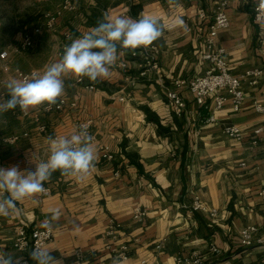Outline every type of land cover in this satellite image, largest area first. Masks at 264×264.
Instances as JSON below:
<instances>
[{
  "label": "crops",
  "instance_id": "crops-1",
  "mask_svg": "<svg viewBox=\"0 0 264 264\" xmlns=\"http://www.w3.org/2000/svg\"><path fill=\"white\" fill-rule=\"evenodd\" d=\"M258 1L229 0V26L217 33L236 75L264 67V36L253 20ZM214 2L78 0L79 10L65 14L71 17L73 30L69 44L97 26L101 20L96 11L102 18L153 15L163 25V34L147 48L124 50L107 78L93 82L65 77L61 97L75 102L74 108L42 112L38 120L41 107L0 113V135L29 134L13 144L0 141V167L34 170L32 158L39 162L49 155V136L67 135L90 119L97 156L83 179L54 172L44 193L17 202L16 211L0 215V250L22 259L13 248L15 227L26 222L41 228L51 220L55 238L46 248L63 264L75 263L77 249L86 255L83 264H112L106 245L114 218L121 225L114 244L127 246L129 255L120 264H185L182 259L195 251L201 252L205 264H264V199L259 196L264 188V146L252 144L253 131L264 119L253 103H264V73L257 86L245 84L240 111L228 101L214 112L212 122L207 120L212 110L198 106L191 92L183 91L187 108L180 117L165 96L175 79L193 78L209 67L203 58L205 39L198 30L203 23L198 12L212 10ZM57 38L58 33L48 30L40 39ZM62 42L58 39L55 48L45 52L36 49L44 60L31 69L43 72L58 61ZM0 98H7L5 91ZM42 124L45 131L39 129ZM229 124L237 125L243 136L227 135L224 128ZM256 138L261 142L262 136ZM105 152L115 159L107 160ZM196 198L216 209L217 216L194 211ZM137 208L147 210L144 221L134 217ZM56 210L60 215L53 219ZM251 225L257 230L245 243L241 231Z\"/></svg>",
  "mask_w": 264,
  "mask_h": 264
},
{
  "label": "clouds",
  "instance_id": "clouds-1",
  "mask_svg": "<svg viewBox=\"0 0 264 264\" xmlns=\"http://www.w3.org/2000/svg\"><path fill=\"white\" fill-rule=\"evenodd\" d=\"M162 34L163 25L153 15L133 19L105 14L97 26L66 45L62 57L46 65L42 74L9 78L5 85L7 98H0V113L17 107L27 113L29 109L54 105L64 93L65 77L87 78L93 82L107 78L124 50L147 48ZM92 141L87 126H81L67 135L49 136V155L39 162L32 158L34 170L0 167V215L7 216L10 211H16L17 202L44 193V184L54 172L70 178L86 177L97 159ZM59 215L56 210L53 219ZM51 250L34 246L29 259L34 264H63ZM0 264H21V258L0 250ZM112 264H120V259L113 258Z\"/></svg>",
  "mask_w": 264,
  "mask_h": 264
},
{
  "label": "built area",
  "instance_id": "built-area-1",
  "mask_svg": "<svg viewBox=\"0 0 264 264\" xmlns=\"http://www.w3.org/2000/svg\"><path fill=\"white\" fill-rule=\"evenodd\" d=\"M229 0H215L214 7L212 10L207 11L206 9H200L198 17L203 21L199 25V32L204 36L205 39V52L203 58L209 62V67L202 74H199L193 78H178L173 82V87L166 91V100L171 111L177 115L182 116L187 108V102L183 96V91H189L193 94L195 101L198 106L204 107L207 110H212V114L208 117V121L215 120L214 112L219 111L224 105L230 101L233 110L235 112L240 111L244 101L246 99L244 86L248 84L250 86H257L261 75L264 73L263 68H251L244 71L241 75H236L229 68L228 62L225 58L226 49L220 45L217 39V33L220 29L229 26V16L227 8ZM78 9V3L76 0H64L58 8L53 12H47L43 16L42 23L36 28V33H41L42 30H54L57 28L60 18L64 17L65 14L75 12ZM253 20L260 25L261 35L264 36V0L258 1L253 7ZM65 41L61 43V51L59 56L63 55V51L67 43L71 40L72 34L70 30L64 32ZM33 45V36L26 35L22 43L23 49H28ZM8 50L0 52V60L3 68L6 70L9 68ZM15 73L19 79L30 77L33 75L42 74L40 70L30 69L23 70L15 68ZM146 72L144 71L143 74ZM80 80H82L80 78ZM123 100V98H121ZM254 107L257 112L261 113L264 117V103L254 100ZM75 102H68L64 97L57 100L56 104L47 106H40V112L36 113L35 119H39L40 113H51L54 111H61L67 107H76ZM87 126L88 132L91 135L94 127V120L90 119L84 122H80L78 127ZM41 131L47 129L46 125L39 126ZM224 131L227 135L234 138H241L243 133L241 129L234 124L225 126ZM28 132L22 134H13L8 137H4L3 141L9 144L18 142L22 137L28 136ZM254 139L252 144L257 146L262 144L264 146V119L262 123L257 126L253 131ZM262 136L261 142L256 137ZM105 150V147L102 148ZM107 160H114L115 156L110 152L104 154ZM119 174V172H116ZM259 196L264 199V188L259 192ZM192 209L194 211H203L210 217L214 218L217 216L218 211L214 208L208 209L200 199L196 198L193 201ZM147 216V210L145 208H137L134 212V217L139 221H144ZM120 223L114 218L110 219L107 236L110 241L107 243L106 248L110 252L113 258H119L120 260L128 259V248L127 246L117 247L114 241L118 237V229ZM257 230L256 226L251 225L245 227L241 231V236L245 243H250L253 233ZM55 238V229L51 220H47L45 225L41 228H32L26 222H21L15 227L13 248L14 250L21 252L23 257L21 264H32V260L29 259V252L34 246L46 247L48 244L53 242ZM212 251L217 252L216 246L211 247ZM76 261L74 264H83L86 255L82 249H77ZM185 264H205V259L200 251L193 252L189 257L182 259Z\"/></svg>",
  "mask_w": 264,
  "mask_h": 264
},
{
  "label": "rangeland",
  "instance_id": "rangeland-1",
  "mask_svg": "<svg viewBox=\"0 0 264 264\" xmlns=\"http://www.w3.org/2000/svg\"><path fill=\"white\" fill-rule=\"evenodd\" d=\"M63 1L0 0V52L8 50L11 61H8L9 68L6 70L3 68L0 60V95L2 91L6 92L5 85L7 81L4 83V80H8L9 78L19 79L15 73V66L19 65L23 70L39 67L44 58L41 55H37L38 53L34 51L40 49L45 52L51 49V47L55 48L58 39L63 42L65 41V31L70 30L71 34L73 33L68 22L71 20V17H68V15L62 17L56 29L49 30L58 33L61 38L49 41L42 40L40 39L42 34L48 30L44 29L41 33H36L35 31L39 24L42 23L43 16L47 12L55 11ZM95 14L98 21L102 19V13L100 11H96ZM26 35L33 36V45L28 49H23L22 43ZM67 44L69 45V43ZM8 136L10 135H0V141L6 143L3 141V138Z\"/></svg>",
  "mask_w": 264,
  "mask_h": 264
}]
</instances>
